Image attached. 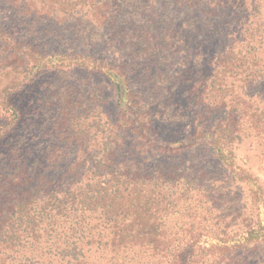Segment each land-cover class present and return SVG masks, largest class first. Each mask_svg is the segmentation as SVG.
I'll return each instance as SVG.
<instances>
[{
    "label": "trees",
    "instance_id": "obj_1",
    "mask_svg": "<svg viewBox=\"0 0 264 264\" xmlns=\"http://www.w3.org/2000/svg\"><path fill=\"white\" fill-rule=\"evenodd\" d=\"M32 1L41 22L69 23L73 46L119 60L41 50L0 23V264H250L264 186L237 152L251 132L264 145V106L243 91L264 83V0ZM55 73L49 120L33 125H50L40 152L26 89ZM184 123L192 132L165 134ZM200 152L248 187L249 222L236 223L228 188L205 187L203 159H187Z\"/></svg>",
    "mask_w": 264,
    "mask_h": 264
},
{
    "label": "rangeland",
    "instance_id": "obj_2",
    "mask_svg": "<svg viewBox=\"0 0 264 264\" xmlns=\"http://www.w3.org/2000/svg\"><path fill=\"white\" fill-rule=\"evenodd\" d=\"M29 1L32 0H20V3L13 0H0V23L13 25L14 29L16 30V36L19 37V39L31 41L41 50L47 49V51H50L51 49L56 48L61 52H64L72 50L82 51L85 49L86 51L92 53V55L101 57L107 61H114V59H116V55L111 51H108V49L104 46H98L94 48H82L78 45L73 46L75 45L77 37L76 33L68 30L69 27H67L66 24L69 23L57 25L56 23H50L49 21L41 22V16L39 14L37 15L35 10L29 8V5L33 3V1L32 3ZM23 10L26 11L23 13ZM32 24L33 28H31ZM138 24H140V22H138ZM155 35V33H150L149 38L152 39ZM217 48L218 46L214 45V52H216L215 50H217ZM210 51L213 53L212 50ZM206 54H199V52L198 54L195 53L196 57L202 64V67H206V69L211 70L213 69V66H211V64H207L209 58L211 57V53L207 55ZM196 57L193 58L196 59ZM193 62L194 68H197L198 66L195 64V61ZM176 65L174 66V71L169 74V76L172 78L171 80L176 77V73L179 74L182 70V66H179L178 64ZM201 69L202 72L204 68ZM61 77L62 75H59V73L40 77L37 81H35V83L26 89L28 92L26 94V105L28 106L30 113V130L27 133V136L28 139H31L30 144L33 146V148H36L37 151L40 152H42L46 145V138H44V135L47 136L49 134L48 129L50 125L46 126L44 130L33 128V125L37 122L40 123L44 120H49L48 117H44V114H40L39 111L42 109L44 111V107L48 106V98L55 90H57L54 84H60L62 79ZM85 78V74L82 73V71L72 73V80L75 82L81 81V79ZM243 91H245L248 97H252L253 100L260 102L264 106V83L262 81L252 87L244 88ZM107 92H110L111 96L107 102L108 104L104 105L105 109H103V112L114 114V112L117 111L116 104L118 101V92L116 89H108L104 93ZM155 96L156 95L147 92V99L152 101L153 104L156 103V100H154ZM180 99L183 104L186 103L183 102L182 98ZM175 132H180V135L189 134L192 132V124L184 123L183 125H179L177 128L171 127L165 129L166 135H170L171 133ZM237 154L238 162L240 164L244 163L245 167L250 169L251 172L260 179L264 186V145L261 144V141L257 135L254 134V132L248 133L246 139L239 145ZM187 159L197 160V163L203 159L201 165L205 169L207 168L206 171L208 177L210 179L213 178L212 181L206 182L205 187L209 188L211 187L212 182H216L221 183L224 187L230 190V196L227 198V200L233 203L231 210L232 213H234L237 217L239 216L236 223L240 224L242 221H246L247 223L251 220V217L250 219H245L247 216H252V214L254 215V210H252L251 200L249 198L248 187L239 181L236 173L227 171L219 163L217 157L212 155L210 152H200L198 155H188ZM252 252L253 257L250 264H264V247H257L255 250H252Z\"/></svg>",
    "mask_w": 264,
    "mask_h": 264
}]
</instances>
